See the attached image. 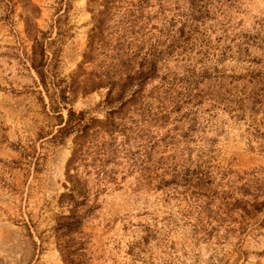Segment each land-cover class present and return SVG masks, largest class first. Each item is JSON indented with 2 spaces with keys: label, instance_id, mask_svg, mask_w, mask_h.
I'll use <instances>...</instances> for the list:
<instances>
[{
  "label": "rangeland",
  "instance_id": "rangeland-1",
  "mask_svg": "<svg viewBox=\"0 0 264 264\" xmlns=\"http://www.w3.org/2000/svg\"><path fill=\"white\" fill-rule=\"evenodd\" d=\"M0 264H264V0H0Z\"/></svg>",
  "mask_w": 264,
  "mask_h": 264
},
{
  "label": "trees",
  "instance_id": "trees-1",
  "mask_svg": "<svg viewBox=\"0 0 264 264\" xmlns=\"http://www.w3.org/2000/svg\"><path fill=\"white\" fill-rule=\"evenodd\" d=\"M34 40H35V44L33 45L32 55L30 57V65L38 74L40 78V82L42 83L44 87L47 88L48 84L51 83L52 87L57 89V84L53 80V78H49L50 81H47L48 76L49 74H51V72L49 70H46V67L48 66V61H47V58L45 57L44 44L42 43V41H39L35 38ZM51 75L53 77V74ZM53 94L55 95L57 94L56 95L57 104L56 106L52 107L53 109H56L59 107L58 103L63 102L65 104L67 102L66 101L67 97L64 93V90L59 88L58 93H53ZM81 121H82L81 117H77L75 115L74 110L71 107H69L67 108V119L65 120L64 124L60 127L59 132H61L63 135H66L74 130L83 131L85 128V125H83ZM91 208L92 206H90L88 210H90ZM81 227H82V217L69 215L66 217V220L57 223L55 230L60 236H62L66 234L80 232ZM67 248H68V245L66 243L63 246V249H67ZM68 253L70 254L71 252L69 251Z\"/></svg>",
  "mask_w": 264,
  "mask_h": 264
}]
</instances>
